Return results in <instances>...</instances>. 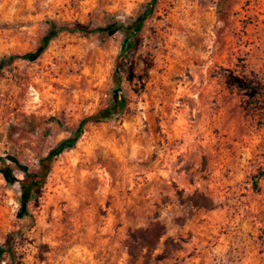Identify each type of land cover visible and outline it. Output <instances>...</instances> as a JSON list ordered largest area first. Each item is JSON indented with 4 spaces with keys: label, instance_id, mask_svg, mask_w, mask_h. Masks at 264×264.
Masks as SVG:
<instances>
[{
    "label": "rangeland",
    "instance_id": "obj_1",
    "mask_svg": "<svg viewBox=\"0 0 264 264\" xmlns=\"http://www.w3.org/2000/svg\"><path fill=\"white\" fill-rule=\"evenodd\" d=\"M151 1L0 0L1 168L39 172L113 103L124 65L126 110L53 158L25 217L0 173L14 264H264V0ZM144 15L122 53L112 28ZM48 22L45 51L12 60Z\"/></svg>",
    "mask_w": 264,
    "mask_h": 264
},
{
    "label": "trees",
    "instance_id": "obj_2",
    "mask_svg": "<svg viewBox=\"0 0 264 264\" xmlns=\"http://www.w3.org/2000/svg\"><path fill=\"white\" fill-rule=\"evenodd\" d=\"M156 0H152L151 3L149 4L148 12L151 13L154 9ZM147 15V14H146ZM146 15L142 16L140 19H138L134 24L131 25H124V24H119V26H115L113 31L116 30H122L126 34V39L123 42V45L121 47V52L125 53V51L133 44V40L136 36V33L139 32L143 25H144V20L146 19ZM48 25L50 27V33L47 37L43 39L42 44L38 48V50L35 53H27L22 56H16L12 57L11 59H29L33 60L37 57H39L47 48L49 42L58 34L60 31V28H58L53 22H48ZM110 27L106 28H99L94 30L95 32L99 33H110L112 31ZM77 31H82V28H77ZM124 65L122 62L119 63L118 69L116 70V88L114 89V98H113V103L110 106H107L104 109L99 110L96 114L87 117L83 119L81 122L77 132L72 138H69L67 140H64L58 147L55 149L53 152H51L48 156L45 158H42L40 160L41 163V168L39 172H31L29 171L28 168L24 166H20L17 163H14L13 166H9V160L8 159H2V163L5 165L4 168L0 167V173L4 175V177L9 181L10 184L13 183H18L21 189V206H22V214L23 217L27 215L26 209L28 203L32 200V198L39 192L40 188L43 186V184L46 181V178L48 174L50 173L51 170V163L52 160L55 156L60 154L65 148H70L75 146L77 143L79 137L83 133L84 127L91 122L94 123H101L105 122L108 120H112L116 118L117 116H120L121 114L124 113L126 110V103L124 100V97L121 94L120 91V79L119 75L121 73V68H123ZM14 169L19 170L24 174V178L22 180H18L15 178L13 175ZM264 175L263 173H260L257 176V182H255V185H258V180ZM13 248L11 245L8 246V248L5 250V248L0 247V259H2V256L7 253L12 260L13 264L15 263V253L12 252ZM18 264V262H17Z\"/></svg>",
    "mask_w": 264,
    "mask_h": 264
}]
</instances>
